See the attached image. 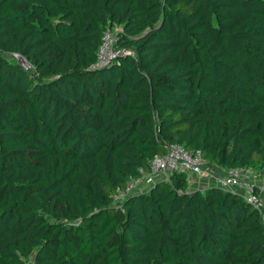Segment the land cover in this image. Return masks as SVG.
I'll return each instance as SVG.
<instances>
[{
  "label": "trees",
  "instance_id": "1",
  "mask_svg": "<svg viewBox=\"0 0 264 264\" xmlns=\"http://www.w3.org/2000/svg\"><path fill=\"white\" fill-rule=\"evenodd\" d=\"M169 144L264 178V0H0V264H264L239 195L114 201Z\"/></svg>",
  "mask_w": 264,
  "mask_h": 264
},
{
  "label": "built area",
  "instance_id": "2",
  "mask_svg": "<svg viewBox=\"0 0 264 264\" xmlns=\"http://www.w3.org/2000/svg\"><path fill=\"white\" fill-rule=\"evenodd\" d=\"M117 31V28L109 27L104 30L96 60L88 68L107 67L115 61L118 54L115 50ZM16 61L23 70L32 72V67L24 58L16 57ZM174 174L184 175L188 186L192 185V191L215 186L239 195L245 203L260 213L264 223V178H260L259 172L237 167L215 174L199 151L190 152L179 144H169L163 155L152 158L147 170L138 169L135 177H130L123 187L116 189L114 201L122 203L132 194L150 193L158 182H169ZM202 183L206 185L203 186Z\"/></svg>",
  "mask_w": 264,
  "mask_h": 264
},
{
  "label": "crops",
  "instance_id": "3",
  "mask_svg": "<svg viewBox=\"0 0 264 264\" xmlns=\"http://www.w3.org/2000/svg\"><path fill=\"white\" fill-rule=\"evenodd\" d=\"M212 168H213V173H215V174H221L222 171H223V169H221V168H219L217 166H212ZM260 178L262 179V177H260ZM202 184H203V186L206 185L205 183H202ZM188 188H189V191H192V185L191 186H188Z\"/></svg>",
  "mask_w": 264,
  "mask_h": 264
},
{
  "label": "rangeland",
  "instance_id": "4",
  "mask_svg": "<svg viewBox=\"0 0 264 264\" xmlns=\"http://www.w3.org/2000/svg\"><path fill=\"white\" fill-rule=\"evenodd\" d=\"M14 60L16 61V57L14 58ZM31 257H32V255H31ZM28 261H30V259H28Z\"/></svg>",
  "mask_w": 264,
  "mask_h": 264
}]
</instances>
